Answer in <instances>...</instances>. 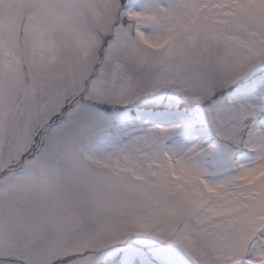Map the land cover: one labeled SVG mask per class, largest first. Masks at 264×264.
Listing matches in <instances>:
<instances>
[{
	"label": "snow or ice",
	"instance_id": "6c2138e0",
	"mask_svg": "<svg viewBox=\"0 0 264 264\" xmlns=\"http://www.w3.org/2000/svg\"><path fill=\"white\" fill-rule=\"evenodd\" d=\"M0 264H264V0H0Z\"/></svg>",
	"mask_w": 264,
	"mask_h": 264
}]
</instances>
